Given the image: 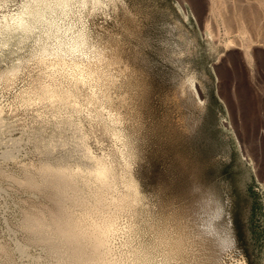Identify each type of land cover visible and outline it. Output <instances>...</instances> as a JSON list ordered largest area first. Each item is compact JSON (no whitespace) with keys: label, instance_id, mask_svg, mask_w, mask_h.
<instances>
[{"label":"rangeland","instance_id":"rangeland-1","mask_svg":"<svg viewBox=\"0 0 264 264\" xmlns=\"http://www.w3.org/2000/svg\"><path fill=\"white\" fill-rule=\"evenodd\" d=\"M27 2L0 0V264H264V0L70 1L96 95Z\"/></svg>","mask_w":264,"mask_h":264},{"label":"bare ground","instance_id":"bare-ground-1","mask_svg":"<svg viewBox=\"0 0 264 264\" xmlns=\"http://www.w3.org/2000/svg\"><path fill=\"white\" fill-rule=\"evenodd\" d=\"M70 1L72 0H31V2H27L25 3L22 8L19 10V12H17L14 16V20L15 23L17 25V29H19L21 32L23 33H30L32 27L35 26V24H40L43 23L45 24V33H48V37L51 36V34L53 35L54 38L57 39L58 41V49H57V53H58V57L63 61L62 66H67L69 67L70 70V74L67 73V75L69 74L70 76H72V78L74 79V81H78V82H83L88 84L89 86H91L94 95L97 94L96 92V87L100 86L102 84V82L105 80L104 75L101 74L99 71V69L96 66H91L90 63V67L85 69L84 67H82L79 63H77L72 56L76 53V52H82V54L84 52H86L87 47H88V43H89V37L88 34L81 30L79 31L76 35H71L69 38L64 39V35L67 32H69L72 28L70 27V25L67 27L65 26L64 32H62L63 30L61 29V25L60 24V17L61 15L63 16H67L69 11L71 10L70 8ZM95 1H101V0H95ZM80 4L81 6H86V4H88V0H80ZM96 2V4H97ZM77 3V2H76ZM75 3V4H76ZM95 3V2H94ZM101 3V2H100ZM79 4V3H77ZM103 4V2H102ZM72 5V4H71ZM74 5V3H73ZM77 6V5H76ZM98 6V5H97ZM100 6V5H99ZM75 8V5H74ZM74 10V9H73ZM80 10V9H79ZM78 10V11H79ZM215 10V9H214ZM77 11V12H78ZM71 13V12H70ZM71 15V14H70ZM63 18V17H62ZM65 19V18H64ZM62 20V19H61ZM63 21V20H62ZM66 23V22H64ZM66 25V24H65ZM39 27V26H37ZM41 27V26H40ZM82 28V27H81ZM38 29V28H37ZM33 30V29H32ZM34 31V30H33ZM62 32V33H61ZM244 32V31H243ZM245 34V33H244ZM66 38V37H65ZM247 38V37H246ZM55 39V40H56ZM249 41V40H248ZM55 44V43H54ZM54 46V45H53ZM248 46V45H247ZM56 48V47H54ZM47 50V49H46ZM51 50V49H50ZM53 50V49H52ZM55 50V49H54ZM49 51V50H47ZM46 51V52H47ZM56 51V50H55ZM52 51V52H55ZM50 52V53H52ZM104 52V51H103ZM56 53V52H55ZM78 54V53H77ZM50 55V54H49ZM53 54H51L52 57ZM56 55V54H55ZM86 55V54H85ZM69 56L68 61L66 60L67 57ZM120 56V55H119ZM42 58V57H41ZM48 58V56H47ZM55 58V57H54ZM57 58V56H56ZM111 58V57H110ZM44 59V58H43ZM119 59V58H118ZM47 60V59H46ZM53 61V59H51ZM58 60V59H57ZM117 60V58H116ZM104 61V60H103ZM43 62V61H42ZM45 62V61H44ZM56 62V61H55ZM111 62V61H109ZM47 63V62H46ZM49 64V63H48ZM82 64V62H81ZM89 65V64H88ZM114 65V64H113ZM58 66V65H57ZM60 67V65H59ZM67 67L66 70L64 72L67 71ZM48 68V67H47ZM51 69V68H50ZM56 70V69H55ZM61 70V68H60ZM63 70V69H62ZM61 70V71H62ZM68 70V71H69ZM50 71V70H49ZM67 71V72H68ZM59 73V71H57ZM64 72L63 76H64ZM61 74V73H60ZM56 75V74H55ZM62 76V77H63ZM57 77V76H56ZM108 78V77H107ZM71 79V78H69ZM68 79V80H69ZM67 80V79H66ZM65 80V81H66ZM107 80V79H106ZM70 81V80H69ZM78 82H74L73 84H77ZM68 83V82H67ZM106 84V83H105ZM78 85V84H77ZM102 86V85H101ZM107 86V85H106ZM76 87V86H75ZM110 86H107V88ZM102 88H105L102 87ZM70 89V88H69ZM68 89V90H69ZM100 89V88H99ZM91 90V91H92ZM105 90V89H104ZM72 91V90H71ZM187 92L190 94L188 96V98L190 99V103H192L193 105H197V102L195 101L194 96L196 95V92L194 91V88L192 86H190L189 90L187 89ZM102 98L100 99L102 102L106 101L109 99V95L107 93V91H103L102 92ZM187 94V93H186ZM93 95V96H94ZM99 95V94H98ZM192 95H194L192 97ZM95 97V96H94ZM99 99V97H97ZM187 98V97H186ZM109 114V113H108ZM120 115V114H119ZM110 118V117H109ZM117 119V116L113 117V120ZM120 119V117H119ZM118 121V120H117ZM116 121V122H117ZM115 122V121H114ZM119 122V121H118ZM121 122V121H120ZM112 123V122H111ZM117 124V123H116ZM116 126V125H115ZM117 128V127H116ZM122 128V127H121ZM120 130V129H118ZM117 131V130H116ZM121 131V130H120ZM123 132V131H122ZM116 133V132H115ZM119 133L117 132L114 135H118ZM121 135V133H120ZM124 135V134H123ZM122 136V135H121ZM123 139V138H122ZM126 143V142H125ZM103 166V165H102ZM106 167V166H105ZM108 170V169H107ZM106 170V171H107ZM92 175H94L95 179L100 180V181H105V178L107 177L106 175V171L102 170L101 168H94L91 170H88ZM107 179V178H106ZM128 186V185H127ZM133 189H136V184L135 182L132 181L131 186ZM113 218V217H112ZM103 221V220H102ZM107 221V220H106ZM97 224V223H96ZM110 224V223H109ZM103 225V224H102ZM109 226V225H108ZM106 228V227H105ZM111 228V227H110ZM101 230V229H100ZM111 230V229H110ZM109 228H107L106 230H104L105 234H108V231H110ZM102 231V230H101ZM111 233V231L109 232V234ZM108 237H111L110 235ZM105 238V237H104ZM103 238V239H104ZM101 239V238H100ZM111 239V238H110ZM178 239V238H177ZM106 240V239H104ZM102 240V241H104ZM109 241V240H107ZM111 242V241H109ZM108 242V243H109ZM99 243V242H98ZM101 243V242H100ZM192 243V242H191ZM105 244V243H104ZM187 244V243H186ZM99 245V244H98ZM107 245V244H106ZM110 245V243H109ZM171 245V250L173 253L177 252L180 253L182 251L184 242H183V238H180L179 240L175 242L172 240ZM188 246V245H187ZM107 247V246H106ZM178 247V248H177ZM190 247V246H189ZM104 248V247H103ZM109 248V247H108ZM107 248V249H108ZM98 249V248H97ZM102 249V248H101ZM105 249V250H107ZM111 249V247H110ZM104 250V252H105ZM109 250V249H108ZM107 250V251H108ZM198 250V249H197ZM171 252V251H170ZM169 252V253H170ZM171 252V253H172ZM190 252V251H189ZM168 254V253H167ZM101 255V254H100ZM104 255V254H103ZM106 255H108V253H106ZM141 255V254H140ZM105 256V255H104ZM114 256V255H113ZM142 256V255H141ZM101 257V256H100ZM98 259V258H97ZM114 259V258H113ZM118 259V258H117ZM142 259V258H141ZM166 259V258H165ZM168 259V258H167ZM107 260V259H106ZM99 261V260H98ZM103 261V260H102ZM113 261V260H112ZM148 260L143 261L140 260L139 263H148ZM106 262V261H105ZM104 262V263H105ZM114 262V261H113ZM164 262V261H163ZM117 263V262H116ZM160 263V262H159ZM166 263V262H165ZM168 263V262H167ZM106 264V263H105ZM109 264V263H108ZM111 264V263H110ZM114 264V263H112Z\"/></svg>","mask_w":264,"mask_h":264},{"label":"snow or ice","instance_id":"snow-or-ice-1","mask_svg":"<svg viewBox=\"0 0 264 264\" xmlns=\"http://www.w3.org/2000/svg\"><path fill=\"white\" fill-rule=\"evenodd\" d=\"M118 2H122V0H118ZM130 128L139 129L141 125L134 121H129ZM144 135L141 137L142 142L147 141L149 147L153 146L155 143V137L158 135H161V133L156 129H143ZM195 179L193 180V183H195Z\"/></svg>","mask_w":264,"mask_h":264}]
</instances>
